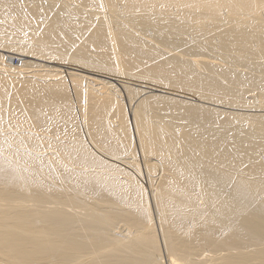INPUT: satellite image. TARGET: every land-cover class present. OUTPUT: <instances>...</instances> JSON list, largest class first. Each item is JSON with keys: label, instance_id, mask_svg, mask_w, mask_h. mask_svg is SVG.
Here are the masks:
<instances>
[{"label": "bare ground", "instance_id": "bare-ground-1", "mask_svg": "<svg viewBox=\"0 0 264 264\" xmlns=\"http://www.w3.org/2000/svg\"><path fill=\"white\" fill-rule=\"evenodd\" d=\"M0 21L30 31L0 43V264H264V113L228 110H264V0H0Z\"/></svg>", "mask_w": 264, "mask_h": 264}, {"label": "rangeland", "instance_id": "rangeland-1", "mask_svg": "<svg viewBox=\"0 0 264 264\" xmlns=\"http://www.w3.org/2000/svg\"><path fill=\"white\" fill-rule=\"evenodd\" d=\"M4 21H0V41L1 40H3V41H1L0 43H2V44H4L5 42L7 43V44H9V45H12V43H15V41H17L18 39H15L14 37H10L9 35H7V34H5V31H3L2 30V27L1 26H4V23H3ZM11 26V25H10ZM25 30L27 31V33L25 32ZM24 30V33H22L23 35H24V39H20V40H18L19 42H24V40H26V38H27V40L29 39V37L28 36H26V34L27 35H29L28 33H30V31L28 30V29H25ZM7 32V31H6ZM8 37H9V39H11L10 41H9V39H8ZM13 38L15 39V41L13 42ZM6 39L8 40V41H6ZM146 39H149L148 37H146ZM151 39V38H150ZM27 40H26V42L25 43H28L27 42ZM152 40V39H151ZM12 41V42H11ZM29 41V40H28ZM85 44H91L92 46L91 47H88L89 48V52L90 53H96V51H100V52H102V53H108L109 52V48H100L97 44H94V43H89V42H85ZM190 52V51H189ZM197 52V53H196ZM0 53H3V52H1L0 51ZM175 54H176V52H174ZM179 52L177 51V54H178ZM193 53V52H192ZM199 53L200 52H198V51H195V53H193V54H196V55H198V57H201L202 55H199ZM213 53V52H212ZM211 53V51H210V53H209V50H206V52L204 51V53H203V51H202V53H200V54H203V56L205 57H207V56H209L210 54H211V56L213 57V56H217L216 54H212ZM118 54V53H117ZM176 54V55H177ZM182 54L183 53H181L180 55L181 56H176V57H183V59H184V55L182 56ZM206 54H208V55H206ZM179 55V54H178ZM11 56H12V59H11V64L12 65H14V66H19L20 64H21V61L22 60H20V57L21 58H23L24 60H29V61H33V62H42V63H44L43 61H41L40 59H38V58H36V57H26V56H22V55H20V53L19 54H11ZM115 56V55H114ZM187 56V57H186ZM185 57L187 58V59H190V58H193V56L192 55H186ZM202 56V57H203ZM201 57V58H202ZM186 58L184 59V61H187L186 60ZM182 59V60H183ZM57 62H58V60H57ZM59 62H61V61H59ZM62 63V62H61ZM19 64V65H18ZM51 64V63H50ZM259 64H261V63H258V66H259ZM63 65H66L65 63L63 64ZM69 66H72V67H74L72 64H68ZM240 65H243V64H234V67H233V65H231V66H229V68L230 67H232V68H238V67H240V69H243L244 68V65L241 67ZM246 65V64H245ZM252 66V65H251ZM258 66H255V67H257L256 68V70H255V68H254V65H253V67H251V69H252V71H251V73H250V71L249 70H251V69H249V68H246L247 67V65H246V67H245V69H246V73H245V70L243 69V70H240V69H233L234 71H236V72H241L242 74L244 73V76L247 78V73L249 72V74H253V70H254V72L255 71H259V70H261L262 71V69H258ZM261 66V68H263L262 67V64L260 65ZM259 66V67H260ZM78 67V66H77ZM202 69H204V68H199V72H201V73H206L207 71H206V69H205V72H203L204 70H201ZM247 69H249V70H247ZM75 72H77V73H79V71L78 70H74ZM263 71H264V69H263ZM264 73V72H263ZM246 74V75H245ZM123 80H124V78H122ZM109 81L111 80V82H113V83H115V85H118L117 83H120V82H118L117 80H114V79H108ZM129 80V79H128ZM127 80V81H128ZM125 81H126V79H125ZM123 83H125V84H127L128 86H130V87H133V88H135V89H137V88H139V89H144V90H148L145 86H143V84H142V86H141V84H139V86H138V82L137 83H135L134 81H131V80H129L128 82H123ZM137 84V85H136ZM117 88L119 89L120 88V86H117ZM250 88V87H249ZM252 89V92H250L251 90L249 89H247V87L245 86V90H247L248 92H246V96H245V98L246 99H248L249 98V100L251 101V102H253V99L251 98L256 92V89H257V87L256 88H254V87H251ZM261 88V87H260ZM121 89V88H120ZM258 89H259V87H258ZM260 90V89H259ZM259 90L257 91V92H259ZM254 92V93H253ZM120 94H121V97L123 98L124 96H125V93L123 92V90H121L120 92H119ZM154 93H163V95H168V96H171L172 98H174L175 97V99H177V100H182V98H183V100L181 101V102H183V101H193V102H196V103H199V104H202V105H205V106H209V107H212V108H216V109H223L222 107H220V106H218V105H215V103L213 104V103H210V102H202V101H197V100H192V99H190V98H186V97H180V96H177V95H175V94H171V93H165V92H160V91H154ZM252 96H251V95ZM257 94V93H256ZM248 96V97H247ZM249 96H251V97H249ZM255 96V99H257L256 97H257V95H254ZM253 96V97H254ZM176 97H178V98H176ZM180 98V99H179ZM251 98V99H250ZM255 99H254V101H255ZM123 101H124V99H123ZM255 103H257V101H255L254 103H251V105L252 104H255ZM75 104V102H74V99H73V105ZM256 106V105H255ZM250 106H248V107H244V109L243 108H238V109H233V108H228V110L229 111H231V112H238V111H240V112H243V113H250V114H252V113H264V110L263 111H261V108H260V110L258 109L259 108V106H257L256 107V109L257 110H254L255 108H253V106H251V108H249ZM77 108V110L79 109L78 108V105H77V107H74V109H76ZM248 109L249 108V110H246V109ZM253 108V110H251ZM79 111V110H78ZM260 111V112H259ZM246 113V114H247ZM250 114H248V115H250ZM129 124H130V122H129ZM241 124V123H240ZM242 124H246L245 123V121L242 123ZM241 124V125H242ZM131 128V127H130ZM139 163V162H138ZM139 166H140V163H139ZM139 173H140V176H143V187H144V189H145V192H146V195H147V204L150 206L149 208L151 209V204H152V202H151V199H150V197H149V192H148V190H146V182H145V179H144V171H143V169L140 167V169H139ZM146 186V187H145ZM228 187V188H227ZM227 187H225L226 188V191H228V190H230V188H232L233 189V187H230V186H227ZM228 189V190H227ZM230 190L229 192H232L233 190ZM151 222H152V224H153V228H154V231H155V235H156V237H157V241H158V245L160 246V248H161V251H162V243H161V236H160V234H159V231H158V227H157V221H156V218H155V215H154V213H153V211L151 210ZM254 233V235H251V234H253ZM249 232L248 234H250L251 236H257V233L256 232ZM162 254V253H161Z\"/></svg>", "mask_w": 264, "mask_h": 264}]
</instances>
